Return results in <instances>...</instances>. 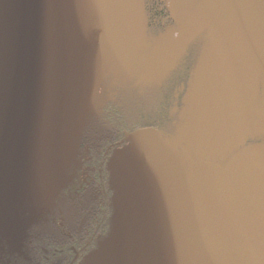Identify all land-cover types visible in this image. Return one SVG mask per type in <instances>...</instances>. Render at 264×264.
<instances>
[{
	"label": "rangeland",
	"instance_id": "obj_1",
	"mask_svg": "<svg viewBox=\"0 0 264 264\" xmlns=\"http://www.w3.org/2000/svg\"><path fill=\"white\" fill-rule=\"evenodd\" d=\"M22 1L0 0V237L17 246L22 230L52 202L78 149L99 84H158L189 47L196 65L182 112L181 141L193 160L232 162V174L223 178L198 166L187 189L197 195L200 187L206 189L199 220L203 231L226 226L250 172L264 176V0H168L175 25L154 38L146 30L144 0H51L49 24L65 9L71 17L64 25L74 26L71 48L57 43L39 67L36 26L15 8ZM94 32L102 34L107 47L97 64L83 53L84 39ZM117 152L126 187L131 178L140 183L144 204L132 202L126 208L122 226L100 245L93 264L209 260L195 240L184 245L181 236H170L172 193L153 183L154 172L143 174L137 167L146 152L153 162L165 155L154 134L139 135ZM184 183L176 187L185 188ZM129 215L136 225L129 224ZM186 232L196 239L197 226L189 225Z\"/></svg>",
	"mask_w": 264,
	"mask_h": 264
},
{
	"label": "trees",
	"instance_id": "obj_2",
	"mask_svg": "<svg viewBox=\"0 0 264 264\" xmlns=\"http://www.w3.org/2000/svg\"><path fill=\"white\" fill-rule=\"evenodd\" d=\"M52 2L23 0L15 5L17 12L22 11L24 20L30 15L36 26L38 67L42 59H50L57 43L66 42L71 48L69 40L74 26L64 27L72 22L71 17L65 9L49 24ZM143 5L149 36H163L175 25L168 0H144ZM90 35L84 39L83 53L95 64L101 63L86 53ZM195 63L194 49L189 47L180 63L158 84L134 87L127 81L110 84L108 80L99 84L93 110L79 133L78 149L64 182L53 191L52 202L44 206L36 221L22 230L17 246L0 237V264H93L100 245L113 234L116 226H122L126 208L132 202L137 206L144 204L139 195L143 190H139L141 184L131 178L126 187L122 165L116 161L118 147L131 141L130 133L143 128L152 129L150 133L165 151V155L154 160L151 169L142 166L141 158L136 164L139 169L148 170V175L154 172L153 183L159 182L157 186L163 185L166 192L172 193L175 212L167 219L170 236H181L184 245L193 239L202 248L204 231L199 220L203 219L206 189L200 187L198 195L196 190L187 189V182L194 176L190 175L183 151L177 145L183 143L182 112ZM177 183H184L186 189L177 188ZM189 214L191 219L183 218ZM128 222L138 223L132 215L128 216ZM191 224L197 226L196 239L186 232ZM203 254L210 257L207 251ZM202 264H214V261L210 257Z\"/></svg>",
	"mask_w": 264,
	"mask_h": 264
},
{
	"label": "clouds",
	"instance_id": "obj_3",
	"mask_svg": "<svg viewBox=\"0 0 264 264\" xmlns=\"http://www.w3.org/2000/svg\"><path fill=\"white\" fill-rule=\"evenodd\" d=\"M202 240L214 264H264V176L250 172L233 219Z\"/></svg>",
	"mask_w": 264,
	"mask_h": 264
},
{
	"label": "water",
	"instance_id": "obj_4",
	"mask_svg": "<svg viewBox=\"0 0 264 264\" xmlns=\"http://www.w3.org/2000/svg\"><path fill=\"white\" fill-rule=\"evenodd\" d=\"M106 42L99 32L92 33L86 45V53L92 59L96 61H103L106 54ZM152 131L151 128H143L138 129L128 135V139H133L138 137L139 135L150 133ZM183 151V155L190 172V175H194V170L198 166H205L209 169V171L213 173L219 174L221 177L229 178L232 174V162H228L225 165H220L216 162L205 161V160H193L192 155L190 153L189 148L183 143H177ZM141 163L145 169H151L153 167V161L151 159L150 153L146 152L141 156ZM148 170H143V174H148Z\"/></svg>",
	"mask_w": 264,
	"mask_h": 264
}]
</instances>
